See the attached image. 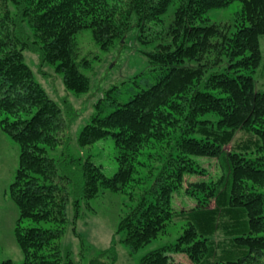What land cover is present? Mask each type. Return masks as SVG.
<instances>
[{"label": "trees", "instance_id": "trees-1", "mask_svg": "<svg viewBox=\"0 0 264 264\" xmlns=\"http://www.w3.org/2000/svg\"><path fill=\"white\" fill-rule=\"evenodd\" d=\"M234 2L241 7L231 25L205 23L208 11ZM87 29L100 48L117 46L115 56L131 31L153 51L146 52L148 76L101 89L72 145L65 126L77 113L50 97L25 52L61 74L67 91L88 92V59L78 58L75 42ZM259 35L264 0H0V130L18 147L7 194L18 209L13 232L23 253L20 262L0 264H113L116 235L133 253L170 235L175 217L185 222L174 239L139 264H264V155L247 152L264 144V90L253 78ZM241 129L263 141L235 145ZM107 136L117 163L111 175L81 150ZM100 189L129 197L110 245H81L76 259L74 250L62 255L69 210L78 217L80 199ZM220 229L226 241L215 239ZM162 253L185 261L153 260Z\"/></svg>", "mask_w": 264, "mask_h": 264}, {"label": "rangeland", "instance_id": "rangeland-1", "mask_svg": "<svg viewBox=\"0 0 264 264\" xmlns=\"http://www.w3.org/2000/svg\"><path fill=\"white\" fill-rule=\"evenodd\" d=\"M240 7L239 2H234L226 8L208 11L204 17L205 23H215L219 27L225 28L227 25L233 23L235 13ZM172 18L173 12L169 10L163 17L164 26ZM135 36L136 31H131L128 35L127 42L121 46L122 50L117 52V56H115L116 48L118 47L111 46L109 49L100 48L94 41L90 29L82 30L76 35V46L80 48V52L76 55L79 59L82 58L81 56L88 59L89 62H86L83 70L91 77L90 90L77 95L72 94L64 88L62 75L56 73L50 65L41 64L36 53L31 51L25 52L26 61L31 65L37 80L45 87L50 97L60 104H63L62 102L65 100L67 103L66 106L72 107L71 112L77 113V115H74L75 121L72 124L70 121H67L69 123H66L67 125L65 126L67 136H69L68 131H70V142L72 145H75V138L81 125L85 124L91 114L97 110V104L100 102L99 99L102 98L103 93L101 89L103 87L106 88L112 84L120 85L121 82L129 81L132 77H135L134 80H136L143 75H149L150 62L147 53L148 51H153L152 47L148 44L140 43ZM258 41L262 59L254 71L253 78L255 80L256 90L263 91L264 35H259ZM81 61L80 63H82ZM59 135L61 136L62 133H59ZM251 140L255 141L256 136L249 131L241 129L236 132L232 142L235 145H240L246 142L249 143ZM262 141L257 139L255 142L259 143ZM257 148L255 144L252 146V150L247 152L256 153L260 151V154L264 155V144L262 148L256 150ZM81 150L86 154H90L94 162L102 164L103 170L107 175L113 174L116 170L115 149L110 136L84 145ZM17 155V145L0 130V260L10 258L15 262H20L23 258V253L18 246L13 232L15 219L18 217V209L7 194L8 185L13 179L17 166ZM134 190H138L137 187H134ZM180 190L183 191V189ZM93 196L89 199H86V197L80 199L78 203L80 208L78 209L80 210L78 217L74 218L72 207L69 210L67 216L68 223L66 220L65 225H63L64 233L58 239L59 245L62 248V255L68 252L72 256L74 250L75 253L73 255L76 259L77 254H80L81 245L89 244L96 248H105L110 245L113 232L115 231L118 209L128 201L129 197L127 194L111 189H100ZM180 198L174 199V204L177 206L182 204ZM183 198L185 200L183 204L190 203V198H187L185 194ZM175 218L177 220L175 219L176 222L170 227V235L153 240L133 253L127 251L119 242L120 236L116 235L115 243L118 258L113 264H139L138 262L144 254L168 240H173L177 234L176 229L180 231L182 228L181 221H184L182 217ZM222 223L223 221L219 223L221 227H223ZM220 230L215 239L226 241L228 236L223 229ZM167 255L168 253L156 255L153 260L163 261L162 259L169 257L171 254L169 256ZM176 256L181 255L170 256V259L166 258V262L174 261L177 258ZM180 261H185L182 256L179 258Z\"/></svg>", "mask_w": 264, "mask_h": 264}]
</instances>
